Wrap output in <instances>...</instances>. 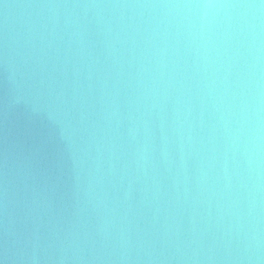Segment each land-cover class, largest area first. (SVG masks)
Here are the masks:
<instances>
[{
    "label": "water",
    "instance_id": "water-1",
    "mask_svg": "<svg viewBox=\"0 0 264 264\" xmlns=\"http://www.w3.org/2000/svg\"><path fill=\"white\" fill-rule=\"evenodd\" d=\"M0 264H264V0H0Z\"/></svg>",
    "mask_w": 264,
    "mask_h": 264
}]
</instances>
